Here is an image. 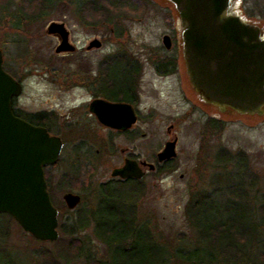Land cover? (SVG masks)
I'll use <instances>...</instances> for the list:
<instances>
[{
    "label": "rangeland",
    "instance_id": "obj_1",
    "mask_svg": "<svg viewBox=\"0 0 264 264\" xmlns=\"http://www.w3.org/2000/svg\"><path fill=\"white\" fill-rule=\"evenodd\" d=\"M12 1L10 12L16 15L17 8L24 0ZM233 1V11L246 21H254L264 33V0ZM77 4V0H56L55 5L47 9L44 16L30 22L23 20L25 23L21 28L11 25L13 14L0 20V49L8 51V55L3 53L4 67L6 65L5 69L11 70V74H14L24 86L21 96L16 99V105L26 111L34 107L50 106L66 111V106L72 104L71 101H81L86 93L83 89H72L62 84L65 71L76 73L77 77L82 78L80 70L85 67V69L96 67L98 59L108 49L129 48L141 56L143 54L142 57L147 59L142 77L143 98L140 105L145 120L136 126L137 129L144 128L147 134L145 138L135 140L131 148L142 157L151 159L166 140L174 139L175 135L179 136L177 148L179 151L177 158L170 163L171 169L161 175L155 173L147 175L142 181L145 192L138 197V221L149 225L151 234L158 243H154V246H157L154 250H158L160 243L168 245L172 251L180 247L192 250L198 245L195 242L197 233L186 218L185 204L190 189L204 187L206 183L208 185L214 174H236L235 179L241 180L243 190L250 194L249 198L253 197L250 201L251 208L258 203L256 196L264 201L261 198L264 190V107L258 112L239 114L234 109H219L213 104L195 98L190 89L187 69L185 71L182 28L174 4L169 0H150L142 16H139L140 10L135 11L130 6L116 9L114 14H111L112 9L111 11L105 9L106 16L111 19L101 18L98 14L95 17V25H88L81 19ZM138 8L140 9L139 6ZM245 10H254L259 16L250 17ZM2 11L3 8L0 9V13ZM116 13H119V16H115ZM169 16L171 20L167 21ZM52 21L66 24L71 32L69 40L78 48H86L98 37L103 40L104 51L92 48L78 49L74 53H56L59 37L46 31ZM173 29L175 36L173 35L172 46L168 49L163 46V36L170 34ZM121 31V35L116 34ZM12 39L20 40L25 47L22 56L12 51L9 43ZM156 54L161 56L176 54L179 60L178 73L166 78L158 76L151 64V59ZM210 115L223 120L222 130L214 131L213 128L204 125L206 117ZM98 134L101 137L107 136L102 130H99ZM64 136L67 142L62 162L55 168V186L63 180L64 184L56 187L55 198L61 205L63 193L70 189V184L65 181L68 179H61L63 175L77 179L76 187L83 193L84 202L79 209L72 212L62 209L64 213L60 217V221L67 218V221H73L75 225L78 215L86 213L85 211L96 203L100 183L111 178L112 169L119 158L112 157L104 142L96 144V147L90 144L89 151L84 152L86 148L80 147L79 137L73 138L69 134ZM221 146L234 152L244 151L246 160L243 165L241 164L242 167L239 166L240 162L237 159L224 166L218 163L215 157ZM97 149H100V152H97ZM222 196L228 198L230 195L225 191ZM249 213H253L251 217L259 222L257 210ZM6 216L4 214L0 218L4 226L0 232V264H41L45 261L43 251L56 254L58 247L66 246L67 239L71 238L70 235L63 234L58 227L60 242L58 239L55 241L35 239L15 219ZM92 225L93 222L84 230H76L75 235L83 239L85 245L81 256L71 258L69 262L60 259V264H84L88 258L111 259L107 246L96 236ZM259 237L262 238V235ZM252 250H249L248 255H252ZM199 255L200 258L209 260L202 251ZM220 260L218 258L208 263L226 264ZM179 263L181 260L178 262L177 258L174 259V264ZM230 264L247 262L240 259L239 262L231 261Z\"/></svg>",
    "mask_w": 264,
    "mask_h": 264
},
{
    "label": "water",
    "instance_id": "obj_2",
    "mask_svg": "<svg viewBox=\"0 0 264 264\" xmlns=\"http://www.w3.org/2000/svg\"><path fill=\"white\" fill-rule=\"evenodd\" d=\"M180 18L183 57L187 76L202 99L241 112L261 111L264 106V33L253 22L233 11V0H169ZM59 37L56 53L76 50L64 22L52 21L47 30ZM164 46L171 47L169 35ZM101 46L92 40L88 48ZM24 86L4 68L0 49V213H8L35 239L55 241L60 236L58 209L51 200L45 167L57 162L63 141L47 128L29 123L16 115L13 99L21 96ZM99 106V108H98ZM104 124L130 127L136 122L133 107L95 99ZM126 113V114H125ZM121 115V116H120ZM176 140L167 142L160 160L177 155ZM113 169L112 176L142 178L144 171L128 159ZM154 167L153 164H150ZM65 199L70 208L80 195L69 192Z\"/></svg>",
    "mask_w": 264,
    "mask_h": 264
},
{
    "label": "trees",
    "instance_id": "obj_3",
    "mask_svg": "<svg viewBox=\"0 0 264 264\" xmlns=\"http://www.w3.org/2000/svg\"><path fill=\"white\" fill-rule=\"evenodd\" d=\"M77 2L81 19H84L88 25H95L98 7L111 10L130 6L135 11L140 10L139 16H142L150 0H77ZM55 3L56 0H24L23 4L17 8L18 13L14 15L10 12L13 1L0 0V9L3 8L0 20L13 14L11 25L21 28L25 23L22 22L23 20L44 16L47 9L52 8ZM245 11L250 17L259 16L254 10ZM170 17H167V21L171 20ZM172 31L175 33V29ZM9 43L14 54L18 56L24 54L25 47L20 40L12 39ZM2 51L8 55L7 49ZM161 64L170 72L176 68L177 61L167 58ZM6 70L12 73L8 68ZM212 128L214 131L222 130L223 125L213 121ZM215 158L222 166L237 159L240 162L239 166L242 167L246 160V153L242 150L234 152L221 146ZM170 169L169 165L165 171ZM235 175L214 174L208 185L206 183L204 187L190 189L184 211L187 221L197 233L195 242L198 245L192 250L180 247L172 251L168 245L160 243L158 250L155 251L154 248L157 246H154V243L157 240L151 234L149 225L138 221V197L144 194L145 187L140 180L116 183L109 181L100 184L97 203L87 211L84 210L86 213L79 214L75 225L73 221L69 222L66 219L61 221L60 231L70 235L71 238L67 239L66 246L58 247L56 254L43 251L45 261L41 264H60V259L69 262L71 258L81 256L85 245L83 239L76 236V230H84L92 222L96 236L107 246L111 259L88 258L84 264H174L176 258L178 262L181 260L179 264H209L208 262L218 258L221 259V263L226 264H230L231 261L239 262L240 259L246 260L247 264H263L264 248H260L261 251L256 253L255 228L253 227L260 222L261 231L264 232V201L259 200L260 205L256 206L257 208H254L255 205L251 208L252 197L249 198L250 194L243 190L241 180L235 179ZM225 191L230 195L228 198L222 196ZM256 210L257 218H261L259 222L253 220V213H249ZM4 214L7 215L6 217L13 218L8 213H2V216ZM72 226L77 228L73 229ZM60 240L59 236L57 241L60 242ZM250 249H253L252 255H248ZM201 251L209 260L199 257Z\"/></svg>",
    "mask_w": 264,
    "mask_h": 264
},
{
    "label": "flooded vegetation",
    "instance_id": "obj_4",
    "mask_svg": "<svg viewBox=\"0 0 264 264\" xmlns=\"http://www.w3.org/2000/svg\"><path fill=\"white\" fill-rule=\"evenodd\" d=\"M117 8H112L113 12L111 14H114V10ZM111 11V10H109ZM107 10L100 9L99 7L96 9V15L99 14V16L106 17ZM118 12V11H117ZM127 13V11H126ZM119 13H116L115 16ZM126 15V14H125ZM112 17V15L110 16ZM123 17V16H121ZM40 17H34V18H26V22H30L36 19H39ZM111 18H109L110 20ZM122 34V31L120 32ZM71 34V32H70ZM117 35H121L118 32ZM171 34V35H170ZM170 34H164L169 35L171 39H173V31ZM163 36V38H164ZM99 39L101 41V46L96 47L97 50L104 51L102 45L103 40L101 38H95ZM73 43V42H72ZM74 44V43H73ZM164 44V42H163ZM75 45V44H74ZM164 46V45H163ZM172 46V45H171ZM77 47V45H76ZM102 47V48H101ZM166 47V46H165ZM167 48V47H166ZM171 48V47H170ZM80 48H76L73 52H62L60 54H66V53H74ZM90 50L92 48H81L80 50ZM169 49V48H168ZM138 52H133L129 48H115L113 50L108 49L105 51L104 55L98 59V63L96 64V67L93 69L90 68H82L81 76H76V73H69L67 70L65 71V74H63V80L61 81L62 84L66 85V87L74 88H80L83 89L86 93V96H83L81 101H71L72 104L69 106H66V111H60L61 108H56L55 106H50L49 108L45 107H34L30 111H26L23 107L16 105V98L13 99V110L14 113L26 120L29 121V123H33L34 125L43 126L47 128L49 133L51 135H57L61 137L63 141V148L61 151V154H59V158L56 163L53 165H47L45 167V177L47 181L48 191L51 197V200L54 204V207L58 209V219H59V226L61 225L60 217L64 209L66 212H72L75 211V209H79L80 205L84 202V195L82 192H80L76 185H78L77 179L69 178L68 176H62L61 179L67 178L68 183L70 184V189L66 190L62 195L61 205L58 204L56 201L55 196V189L56 187H60L61 184H64V180L59 183L57 186L55 183L56 173L55 168L62 162V154L64 153V149L66 146V139L64 134L72 135V137H79V145L80 147H83L86 150L84 152L89 151L90 144L92 147H96V144L98 143H106L108 150L112 157H118V163L113 167V169L122 167L128 159L135 160L139 163L140 167L144 171V176L142 178H136V177H127L122 178L120 176H112L111 178L103 181L102 183H116L121 181H142L147 178V175L155 173L156 175H161L165 171V168L172 163V160L177 158L178 155V144H179V136L175 135L174 139L176 140V151L177 155L173 158H167L160 160L159 153L163 151L166 144L169 140H166L163 146L160 149H157V151L153 154V157L145 158L139 155L138 153L134 152L131 147H133V142L137 140L138 138H145L146 131L142 129H137L136 126H138L141 121H144L145 118L143 117V111L141 110V102L143 98V91H142V82H143V76L145 73L146 67V60ZM166 57V58H165ZM165 58V59H163ZM167 58L176 59L177 65L179 64L178 56L175 55H164L161 56L159 54H156L151 59L152 68L154 69L155 73L160 76L161 78H166L168 76H173L178 73V66L173 71L168 72L165 67L161 63H164ZM186 71V68H185ZM108 76H110V79H108ZM21 82V81H20ZM190 89L192 93H194L195 98H198L201 101H204L208 104H213L205 101L200 96H198L197 92L194 90V88L190 85ZM71 89V90H72ZM20 97V96H19ZM95 99H103L105 101H109L112 103H124L129 104L133 107V110L136 114V122L132 124L130 127H114L109 126L101 122L99 118V109L93 110L92 109V102ZM215 105V104H213ZM215 107H218L219 109H234L228 105L220 106L215 105ZM264 107V106H262ZM65 107H63L64 109ZM99 108V106H98ZM236 110V109H234ZM239 114L242 113H253L254 111H246L241 112L239 110H236ZM126 114V113H125ZM121 116V115H120ZM144 118V119H143ZM216 122V124H224L223 120L220 118L214 117L213 115L206 117V122L204 125L206 127L212 128V122ZM224 126V125H223ZM169 129V128H168ZM102 130L106 132V137H101L98 134V131ZM170 130V129H169ZM132 144V146L130 145ZM96 152V149H95ZM97 152H100V149H97ZM150 164H153L154 167H151ZM112 169V171H113ZM112 173V172H111ZM255 177V175H254ZM101 184V183H100ZM69 192H72L75 194L80 195V202L78 205L75 206V208H70L68 206V203L65 199V195ZM255 196V195H254ZM258 199V203L254 204L255 207L259 206V197L256 196ZM98 195H96V200L98 199ZM253 198V197H252ZM262 199H264V190L262 191ZM97 203V201H96ZM0 218H2V212L0 213ZM67 220V218H66ZM260 223V222H259ZM257 223L253 228H255V240H256V253L260 252V248H264V232L261 231V225ZM57 227V228H58ZM4 229L3 224L0 222V232ZM27 232V231H26ZM29 233V232H27ZM30 234V233H29ZM262 235V238L259 237V235ZM1 235V234H0ZM31 235V234H30Z\"/></svg>",
    "mask_w": 264,
    "mask_h": 264
}]
</instances>
